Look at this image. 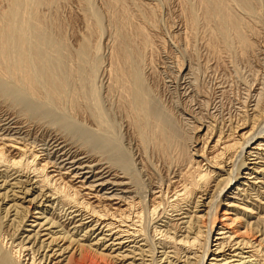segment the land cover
Listing matches in <instances>:
<instances>
[{
  "label": "bare ground",
  "instance_id": "bare-ground-1",
  "mask_svg": "<svg viewBox=\"0 0 264 264\" xmlns=\"http://www.w3.org/2000/svg\"><path fill=\"white\" fill-rule=\"evenodd\" d=\"M141 1L101 0L102 65L89 0H0V264H264V0H176L171 85ZM221 51L258 73L234 117L203 77Z\"/></svg>",
  "mask_w": 264,
  "mask_h": 264
},
{
  "label": "rangeland",
  "instance_id": "rangeland-1",
  "mask_svg": "<svg viewBox=\"0 0 264 264\" xmlns=\"http://www.w3.org/2000/svg\"><path fill=\"white\" fill-rule=\"evenodd\" d=\"M137 1V0H136ZM139 1H141V0H139ZM145 3H151V2H157V3H160L159 5H162V6H160L161 8H160V10L162 11V12H160V13H162L161 14V18H162V20L160 21V22H162V23H160V28H159V30H160V34H159V38H163V40L165 41V48H164V50L166 49V51H162L161 52V50H159V53H158V55H157V57H155L154 58V61H155V64H156V68H155V70H156V73H157V75H156V78H157V80H158V82L160 81H162V80H164L165 82H169V84L168 85H171V83L172 84H176V82L174 83L173 81H177V83L178 82H180V75L177 73V66H176V64L175 63H177L176 62V60L177 59H179L178 61L179 62H181L182 63V61L181 60H183V64H186V62H187V60H186V58H184L185 57V55L183 54L182 55V53L181 52H179V51H181V49L183 48V46H184V44H183V40L184 39H182V37L184 38V35H183V28L181 27V24H182V17H181V21H180V10H181V7L182 6H178L177 4H179V3H177V1L176 0H174V2H173V0H172V2H171V0H143ZM164 1H166L165 2V4H164ZM142 2V1H141ZM92 4L91 5V7L89 6L90 4ZM89 3H88V8H87V6H86V8L87 9H89V10H97L96 12L99 14V11H100V15H102L103 14V25L102 26H104V27H102L101 29H102V37H101V41H100V45H99V50H98V52L96 53V56L94 55L93 57L94 58H91V59H93V60H96V61H99L100 62V64H102V65H105L106 64V62H107V53L109 52V46L107 45V38H108V36H109V30H107V29H109L107 26H108V24H107V22H106V19H105V15H104V13H102V9H101V0H89ZM177 3V4H176ZM101 5V6H100ZM179 5H181V4H179ZM75 7H73V9L74 8H76L75 10H74V15H73V22H72V26H73V32L75 33L74 35H75V37H74V35H73V37H74V39L72 38V39H70V40H72V41H70V46L71 47H73V49H75L76 48V44H78V42H79V40L78 39H80L82 36L81 35H83L82 33L84 32V27H83V25H82V23H81V21H80V17H81V11H80V9H78V7L76 6V5H74ZM103 7V6H102ZM173 7V8H172ZM180 7V8H179ZM168 8V9H167ZM79 10V11H78ZM76 11H78V13L76 12ZM173 11V12H172ZM178 11H179V13H178ZM80 14V15H79ZM169 14V15H168ZM173 14V15H172ZM178 14V15H177ZM171 15V16H170ZM178 17V18H177ZM176 18V19H175ZM102 20V19H101ZM166 22V23H165ZM177 22V23H176ZM179 22L181 23V24H179ZM165 24V26H164V24ZM173 23H175V25L177 24V26L175 27L174 26V24ZM74 24V25H73ZM166 25L169 27V26H173V27H175L174 28V30H173V28L171 27V30L169 29V28H166ZM180 25V26H179ZM182 29H181V28ZM179 29H181V30H179ZM177 30H178V32H177ZM104 31V32H103ZM171 31V32H170ZM173 32H174V34H173ZM181 32V33H180ZM179 33V34H178ZM162 34V35H161ZM176 34H178V35H176ZM181 34V35H180ZM161 35V36H160ZM172 35H174V36H177V37H175L174 39H172V41L174 42H172L171 41V39H170V36H172ZM183 35V36H182ZM81 36V37H80ZM68 38H71V37H68ZM75 40V43L73 42ZM178 40H179V42H178ZM201 43H203L202 42V40L200 41ZM175 43H178V45L177 44H175ZM74 44V45H73ZM177 45V47L175 46V45ZM108 47V48H107ZM166 54H165V53ZM170 53V54H168V53ZM160 53H163V54H160ZM171 55V57H169ZM175 58H174V57ZM181 56V57H180ZM98 57V58H97ZM160 57V58H159ZM206 59H205V58ZM204 57H202V59L204 58V60H206V61H204L205 63L207 62V60H208V62H209V60H210V62H209V68H211V65L213 66V68L212 69H209V70H207V74L206 75H204L203 77L207 80V81H205V79L203 78V80L206 82V84L208 83V84H210V82H211V84H210V86H213L214 88H216V87H221V88H223V90H224V92L225 93H221V95L220 96H222V97H220L219 99H221V103H220V111L223 113V115H225L224 117H229V116H232V115H234L235 116V114L237 113V108L239 109V107L241 106V104H243L244 103V101L247 99L246 97H248L247 95H249L247 92L248 91H250L249 89L251 88V87H253V85L251 84V82H252V80H254L253 79V77H255L256 76V74H257V76H258V73L255 71L254 72V70L256 69L257 70V68L256 67H253L252 65H251V67H250V62L249 61H243V59L241 60L240 58V56H238V55H236V56H229L227 53H225V52H223V51H221L220 53H219V56H212V57H208V56H206L205 55V53H204ZM220 57V58H219ZM240 57V58H239ZM96 58V59H95ZM182 58V59H181ZM208 58H210V59H208ZM213 60H212V59ZM239 58V59H238ZM175 59V60H174ZM181 59V60H180ZM185 59V60H184ZM233 59V60H232ZM166 60V61H165ZM171 60V61H170ZM232 60V61H231ZM163 64H161L160 62ZM217 61V62H216ZM244 63H243V62ZM171 62H173V63H171ZM208 62H207V65H208ZM229 62V63H228ZM105 63V64H104ZM238 63V64H237ZM65 64V63H64ZM160 64V65H159ZM247 64V65H246ZM158 65V66H157ZM162 66V67H161ZM167 66V67H166ZM185 67V66H184ZM175 68V69H174ZM172 69V70H171ZM101 70V69H100ZM99 70V71H100ZM158 70V71H157ZM253 70V71H252ZM99 71H98V75H97V79L98 80H101L100 78V76H101V71H100V74H99ZM252 71V72H251ZM153 72H155V71H153ZM170 72V73H169ZM254 72V73H253ZM260 72V71H259ZM150 73V72H149ZM149 73L148 74H146V76H148L149 75ZM150 74H152V73H150ZM159 74V75H158ZM161 74V75H160ZM166 74V75H165ZM260 74V73H259ZM175 75V76H174ZM152 76V77H151ZM189 76V79H187L186 81H189L191 78H192V76H190V75H188ZM150 77L153 79V81L156 79L155 78V75L154 74H152V75H150ZM150 77L148 76V83H149V81L150 82H152L153 83V81H152V79L150 80ZM163 77V78H162ZM160 78H162V80H160ZM176 78V79H175ZM179 78V79H178ZM252 78V79H251ZM169 81H168V80ZM172 79V80H171ZM209 79V80H208ZM182 80V79H181ZM211 80V81H210ZM210 81V82H209ZM213 82H215V83H213ZM213 84V85H212ZM217 86H216V85ZM219 85V86H218ZM248 88V89H247ZM246 89V90H245ZM218 91V90H217ZM164 94L166 95V93L164 92ZM220 93H218L216 96L218 97V95H219ZM163 95V94H162ZM244 95H246L245 97H243ZM166 96H168V94L166 95ZM165 96L163 95V98L162 99H165L164 98ZM244 100H243V99ZM242 99V100H241ZM238 103V104H237ZM241 103V104H240ZM219 110V109H218ZM49 115H51L52 117H54V119L56 120V118H58V116H56V114L55 113H53V111L52 112H50V114ZM227 115V116H226ZM234 116H232V117H234ZM56 117V118H55ZM58 120V119H57ZM59 123V122H58ZM81 126H84L83 124L81 125L80 124V126L78 125V126H76V127H70V128H67L66 130H68V132H74L76 135H79V137L80 138H82V140H83V138L85 137H88V134H91V133H88V131L89 130H87V129H85V128H83V127H81ZM74 129H76V130H74ZM79 132V133H78ZM88 133V134H87ZM204 133V131H202V132H200L198 135H202ZM86 134V135H85ZM84 135V136H83ZM202 142V141H201ZM199 147V146H198ZM251 182H253V180L251 181ZM233 192H235V191H233ZM240 206H242V205H240ZM223 209H225V207L223 208L221 205H219V207H218V209H217V211H218V213L220 214L221 212H223ZM222 210V211H221ZM31 212H34L33 210L31 211ZM227 215H229V214H227ZM31 218V217H30ZM28 222V221H27ZM29 223V222H28ZM23 228H29V227H27V226H24ZM45 228V227H44ZM30 229H32V228H30ZM85 264H88V261H85L84 262ZM77 264H82V263H77Z\"/></svg>",
  "mask_w": 264,
  "mask_h": 264
}]
</instances>
